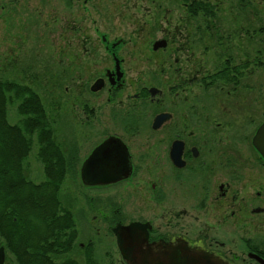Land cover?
Returning <instances> with one entry per match:
<instances>
[{"label":"flooded vegetation","instance_id":"obj_1","mask_svg":"<svg viewBox=\"0 0 264 264\" xmlns=\"http://www.w3.org/2000/svg\"><path fill=\"white\" fill-rule=\"evenodd\" d=\"M100 39L109 65L73 91L72 144L83 186H118L120 191L107 196L109 209L89 214L90 219L104 226V235L114 237L119 253L114 228L135 224L140 228L138 247L144 252L160 254L185 244L231 264H260L248 254L264 258V252L250 238L242 239L246 256H228L226 242L217 236L250 230L252 218L264 216V159L252 143L264 121L253 124V50L245 53L237 36H216L217 46L223 48L221 59L208 68L204 61H181L170 48V81L156 83L157 76L145 78L141 68L135 90L126 93L125 58L120 54L124 43L102 33ZM145 59L144 65L151 63ZM160 59L165 60L157 58L156 64ZM54 143L66 169L68 156ZM79 147H86L82 156ZM132 202L134 211L128 214ZM73 219L77 234L66 256L78 260L89 244L95 250L101 227L86 242H78L74 214ZM57 233L60 237L59 229ZM2 239L0 264H19ZM128 239L123 236L121 245ZM75 249L81 257L73 256ZM135 264L149 262L140 256Z\"/></svg>","mask_w":264,"mask_h":264},{"label":"rangeland","instance_id":"obj_2","mask_svg":"<svg viewBox=\"0 0 264 264\" xmlns=\"http://www.w3.org/2000/svg\"><path fill=\"white\" fill-rule=\"evenodd\" d=\"M184 1L0 0V79L27 84L40 95L53 129L52 137L68 156L67 172L59 191L61 204L77 219L78 242H86L89 236H95V228L101 227L100 234L95 236L98 241L94 251L102 264L125 263L114 237L110 233L104 235V226L92 221L90 215L105 206L109 209L107 196L117 195L120 187L83 186L79 181L76 145L72 144L73 91L77 84L92 81L102 67L109 65L101 33L109 40L120 39L124 43L120 54L125 58L126 93L135 90L141 68L145 78L156 75V83L170 81L166 63L170 48H175L181 61L188 57L192 62H206L209 68L221 59L219 54L223 50L217 46L215 37L237 36L245 53L248 50L254 53V73L249 79L253 85L250 93L254 99L255 127L264 118V0H206L216 12L211 21L202 15H190ZM247 34L251 37L247 38ZM157 39H166L167 46L153 50L152 44ZM139 58L144 61L148 58L151 63L144 65ZM157 58L165 60L160 59L158 65ZM16 106L17 103L8 105V119L12 123L20 119ZM37 147L34 135L25 168L31 180L40 182L44 174L43 164L36 156ZM85 150L86 147H79L80 156ZM134 204L129 205L128 214L134 211ZM251 222L252 227L246 233L240 229L227 237L217 234L226 242L228 256L232 253L246 256L242 239L248 238L264 252V216L252 218ZM73 256L81 257L77 249Z\"/></svg>","mask_w":264,"mask_h":264},{"label":"trees","instance_id":"obj_3","mask_svg":"<svg viewBox=\"0 0 264 264\" xmlns=\"http://www.w3.org/2000/svg\"><path fill=\"white\" fill-rule=\"evenodd\" d=\"M184 2L192 16L216 17L206 0ZM11 103H17V123L8 119ZM52 134L40 95L27 84L0 79V236L19 264H102L90 244L82 259L66 256L77 233L73 212L59 198L67 171ZM34 135L43 164L40 182L31 180L25 168Z\"/></svg>","mask_w":264,"mask_h":264},{"label":"water","instance_id":"obj_4","mask_svg":"<svg viewBox=\"0 0 264 264\" xmlns=\"http://www.w3.org/2000/svg\"><path fill=\"white\" fill-rule=\"evenodd\" d=\"M167 45L166 39H157L152 44V49L157 50L158 48H165ZM92 86V89L97 88ZM252 143L255 149L260 153L264 159V121L257 128ZM114 232L117 235L118 243L120 246V253L123 259L128 264H135L143 256L144 260H148L149 264H231L226 260L204 251H196L193 248L181 244V246L170 248V252H162L157 254V252H144L138 247L140 242L137 238L140 233L139 226L135 224H130L127 226L118 225L114 228ZM123 236L130 237L132 240L128 239L125 245H121ZM142 251L144 254H142ZM251 258H254L260 264H264V258L257 255L256 253L248 254Z\"/></svg>","mask_w":264,"mask_h":264}]
</instances>
